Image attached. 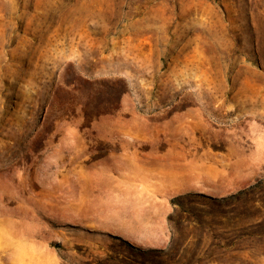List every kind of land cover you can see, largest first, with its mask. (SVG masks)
I'll return each instance as SVG.
<instances>
[{
    "label": "rangeland",
    "instance_id": "374dc122",
    "mask_svg": "<svg viewBox=\"0 0 264 264\" xmlns=\"http://www.w3.org/2000/svg\"><path fill=\"white\" fill-rule=\"evenodd\" d=\"M0 264H264V0H0Z\"/></svg>",
    "mask_w": 264,
    "mask_h": 264
}]
</instances>
